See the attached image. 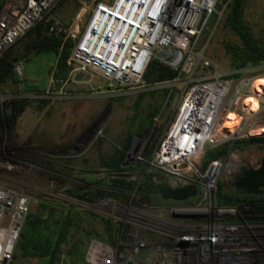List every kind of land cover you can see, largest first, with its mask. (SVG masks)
<instances>
[{"label": "built area", "instance_id": "1", "mask_svg": "<svg viewBox=\"0 0 264 264\" xmlns=\"http://www.w3.org/2000/svg\"><path fill=\"white\" fill-rule=\"evenodd\" d=\"M58 1H7L0 12V57L38 22L53 20L50 32L63 33L75 41L66 62L72 69L71 80L75 73L85 72L90 77L95 74L103 81L113 83L118 91L144 92L159 86L146 88L144 85L143 74L150 60L156 52L168 54L174 50L176 58L180 57L176 66L160 62L179 71V79L174 82L185 81V88L191 85L183 96L175 123L180 119L184 105L192 98L198 111L194 110L191 122L196 136L202 138L194 154L200 153L204 147L264 134V88L260 91L253 89L255 81L264 78L243 75L248 68L221 73L213 62L204 57L203 51H193L211 20L215 19V25L221 20L225 5L219 8L221 3L217 0L97 2L85 30L76 38L51 14ZM197 70L206 71L200 80L193 78ZM14 72L18 78L22 76L20 62L14 64ZM195 89L200 92L194 98L192 92ZM250 98L256 102L253 111L244 105ZM230 114L238 118L233 129L225 128ZM165 140L147 162L149 172L164 176L162 180L153 181L165 182L172 189L194 185L200 189V199L193 205L175 203L160 207H150L141 202L139 208L101 200L102 204L97 208L111 204V218L127 225L128 230L118 238L114 247L92 239L84 254L85 262L264 264V223L245 220V213L236 207L216 205L222 160L210 162L203 173L189 162L194 154L184 160L161 162ZM134 160L144 161L140 156ZM175 164H186L187 167L172 169ZM188 170H193L200 181L187 175ZM31 204L32 200L26 194L0 187V264L12 261ZM140 230L159 234L165 242H149L139 236Z\"/></svg>", "mask_w": 264, "mask_h": 264}, {"label": "trees", "instance_id": "2", "mask_svg": "<svg viewBox=\"0 0 264 264\" xmlns=\"http://www.w3.org/2000/svg\"><path fill=\"white\" fill-rule=\"evenodd\" d=\"M7 1L9 0H0V12ZM246 1H223L225 4L223 27L237 39V43L223 44L232 71L264 65V31L257 35L247 24L245 20ZM73 2H77V0H59L51 12L52 16L58 20L55 12L65 5H73ZM77 10L78 8H73L71 15H74ZM214 22L215 19H212L210 26ZM52 25L53 20L46 21L44 19L38 22L1 55V92L15 95V87L19 84V79L14 72V64L28 61L31 56L41 53H53L56 56V71L53 74L56 85L54 90L70 80L72 69L67 66L66 62L71 55L75 41L63 33L50 32L49 29ZM64 28L66 27L64 26ZM178 79V70L155 58L150 60L143 74L146 88L169 84ZM159 95L161 101L169 100L172 90L157 91L152 89L136 96L131 109L132 116L127 119L128 129L125 136L116 144L110 154L99 155V165L105 172L104 176L95 177L90 181H85L84 185L74 188L58 187L55 192L89 207L101 200H117L127 203V197L130 195H135L150 207L156 205V201L153 199L159 200L162 206L175 204L170 201H162L158 197L140 194L142 188L153 182L154 179L158 180L157 172H149L148 169H145L144 164L138 163L132 167L125 165L133 136L148 137L143 149V156L146 159L150 158L157 147L152 125L160 110V101L156 98ZM145 99L154 103L144 109L142 103ZM28 107H30L28 99L21 97L10 99L6 108H2L0 104V148L5 135L15 129L19 118ZM102 143L103 140H98L97 145L101 146ZM250 148L264 150V134L235 139L215 147H206L201 160V171H205L212 161H221L231 153L245 152ZM45 150H47L46 154H55L53 150ZM4 155L14 159H25L35 164H39L43 160L44 163L50 165L51 161H54L47 155L34 153L27 143L17 148L14 154L11 152L2 153L0 150V157L5 159ZM61 162L67 166L72 163L67 159L61 160ZM70 168L66 167L67 170ZM177 204H186V202ZM216 205L236 207L238 211L245 213V220L264 223V195L235 197L234 193H229L224 189L220 179L216 189ZM127 230V225L115 222L112 218L98 214L89 208L66 206L40 196L22 226L10 264H19V260L28 261L31 259L36 260V264H87L84 254L92 239L114 247L118 238L123 236Z\"/></svg>", "mask_w": 264, "mask_h": 264}, {"label": "rangeland", "instance_id": "3", "mask_svg": "<svg viewBox=\"0 0 264 264\" xmlns=\"http://www.w3.org/2000/svg\"><path fill=\"white\" fill-rule=\"evenodd\" d=\"M113 1L77 0L71 6L65 5V7L59 8L55 15H57L58 21L78 38L85 30L95 4L97 2L111 4ZM217 1L223 6L225 5L223 1L230 0ZM75 7L78 10L74 15H71V11ZM245 20L257 35L264 31V0L246 1ZM224 43H237V39L223 27L222 16L216 25L208 26L201 33L193 47V51L195 53L203 51L204 57L213 62L219 72L227 73L231 71V68L223 47ZM20 63L22 65V76L18 78L19 84L15 87L16 94L10 95L0 91L2 108H6L7 102L14 97L28 99L30 108L35 115L36 128L40 131L35 134L37 140H42L41 136L55 112L62 111L66 116L65 120H63L64 118L59 119L62 122V129H59L61 133H59L60 135L55 139V142L35 141V145L30 147L34 153L47 155L50 159H56L57 162L51 161V164L47 165L42 160L39 165L25 159H14L4 155L5 159L0 157V187L20 191L30 197L32 200L30 210L34 209L39 197L43 196L66 206L89 208L98 214L111 218L112 216L109 214L111 204L97 208V205L102 204L98 202L89 207L68 199L55 192V190L58 187L74 188L84 185L85 181H90L84 177L86 174L90 175L88 172L99 171L97 163H95L96 154L100 150L97 146L98 140H103L104 147L101 148L103 153L111 151L112 145L118 142L124 134L126 119L131 116L132 103L142 91H118V87L113 83L103 81L95 74H92L90 82L84 86H76L70 78L69 81L61 84L60 88L54 90L56 85L53 74L56 71V56L53 53L34 55L28 61ZM204 74H206V71L197 70L193 78L200 80ZM243 75L264 78V67H250ZM190 86L188 85L185 88V81H178L162 84L155 88L157 91L172 90L171 99L162 103L157 119L152 125V132L157 140L156 149L166 139V135L175 123L183 96ZM78 134L79 136L76 138ZM14 135V132L5 135L0 148L2 153L11 152L14 154L15 150L19 148L18 146L25 145L26 142L16 140ZM147 140L148 137H133L131 139L129 151L126 155L128 158L125 159L126 166L132 167L139 163L144 164L146 169L148 159L143 156V149ZM45 149L65 150L57 151L55 154H46L47 150ZM204 150L205 147L200 153H196L189 158L193 168L201 173H203L201 171V160ZM138 156L143 158L144 161H135L134 159ZM263 158L264 150L256 148H250L245 152H234L227 156L222 161V171L219 177L223 182L224 189L229 193H233L231 187L237 181L236 177L239 171L256 167ZM65 159L72 162L70 166L61 162ZM66 167L72 168L67 170ZM57 168L66 169V171ZM186 173L196 181H200V177L193 174V170H188ZM156 177L158 180L164 179L161 173H156ZM198 191V196L195 199L188 200L184 205L195 204L200 199V189ZM153 201H156L157 205L154 207L162 206L159 200L153 199ZM141 202L135 195L127 197V203L117 200H105V203H115L133 208L141 207ZM138 234L149 242H165L164 237L156 233H147L140 230ZM36 262L32 259L18 261L19 264H36Z\"/></svg>", "mask_w": 264, "mask_h": 264}, {"label": "water", "instance_id": "4", "mask_svg": "<svg viewBox=\"0 0 264 264\" xmlns=\"http://www.w3.org/2000/svg\"><path fill=\"white\" fill-rule=\"evenodd\" d=\"M174 50H170L168 54L156 52L154 58L163 63L176 66L180 60ZM176 58V59H175ZM90 74L85 72H77L72 76V82L75 84L89 83ZM224 160V159H223ZM222 160V161H223ZM186 164L172 165V169H186ZM264 160L261 161L257 169H250L237 178L234 187H236L235 197L260 196L264 195L261 189L264 187ZM198 190L194 185H187L180 188L172 189L165 182L153 181L140 190V194L150 195L160 198L162 201H170L173 203H184L197 196Z\"/></svg>", "mask_w": 264, "mask_h": 264}, {"label": "bare ground", "instance_id": "5", "mask_svg": "<svg viewBox=\"0 0 264 264\" xmlns=\"http://www.w3.org/2000/svg\"><path fill=\"white\" fill-rule=\"evenodd\" d=\"M264 88V80L259 79L255 81L253 89L254 91L261 90ZM200 90L195 89L192 92V97L195 98ZM192 99V98H191ZM188 101L182 110L180 119L178 122L173 124L170 131L166 135V140L162 148V158L161 162L168 163L172 161L184 160L188 158L190 155L196 152L198 145L201 143V136H196L194 133V123L191 122L192 114L194 110H197V106H195V102ZM249 105L246 107L249 110H255L256 102L254 99L250 98ZM245 103V102H244ZM238 123V118L233 114L227 116V121L225 123V128L233 129V127ZM198 138V140H197Z\"/></svg>", "mask_w": 264, "mask_h": 264}, {"label": "crops", "instance_id": "6", "mask_svg": "<svg viewBox=\"0 0 264 264\" xmlns=\"http://www.w3.org/2000/svg\"><path fill=\"white\" fill-rule=\"evenodd\" d=\"M76 86H84V84L83 85L76 84ZM156 98H158V96ZM158 100L160 101V107H161V105H162V103H164V101H161V97H159ZM249 102H250L249 100H246L245 103H244V105L245 106L249 105ZM133 103H132V105H133ZM153 103H154L153 101H150L149 99H145L143 101V103H142V107L145 109L149 104H153ZM131 109H132V106H131ZM65 116H66V114L65 113H62V111L55 112V114L53 115V118L49 122V125L46 127V130L44 131L43 135L42 134H41L42 136L40 135L42 137L41 138L42 140H37L35 138L36 137L35 134H36V132L39 133L40 131L36 128L35 121H34L35 120V115H34L33 110L30 107H28L25 110V112L21 115V117L19 118V120H18V122L16 124V127H15V129L12 132H14V134H15L14 137L16 138V140L21 141V142H26L29 145V147L34 146L35 145V141L36 142L37 141H43L44 142V140H46V141H49L50 143L51 142H55L56 141L55 139L58 138L59 135H60L59 133H61L59 129H62V122L59 119H61V118L63 119L64 118L63 120H65ZM130 117H128V118H130ZM127 119H126V129H125V132L119 138V141L118 142H120L122 140V138L125 136V133H126V131L128 129L127 128ZM156 119H157V117L155 118L154 122L156 121ZM79 134L77 135L76 138H78ZM133 137H135V136H133ZM76 138H75V140H76ZM118 142H116L115 144L112 145L111 151L113 150V148L116 146V144ZM103 144L104 143H102L101 146H98L97 145L98 146V149L100 148V150L96 154V162L95 163H97V167L99 168V171H90V172H88V173H90V175H87L86 174V176H84L85 179L91 180V179H93L95 177L101 178L102 176H104L105 172L103 170H101L100 165H99V159L98 158H99V155H108V154L111 153V151H109L107 153H103L101 151V148L104 147ZM18 147H22V145H20ZM45 147L48 148L47 146H45ZM67 148H69V147H67ZM67 148H65V149H67ZM65 149H63V150H65ZM63 150H53V152L63 151ZM53 162H57V161L54 160ZM71 168H70V170H71ZM57 169H59V170H65L66 171V169H61V168H57ZM98 173H99V175H97Z\"/></svg>", "mask_w": 264, "mask_h": 264}, {"label": "flooded vegetation", "instance_id": "7", "mask_svg": "<svg viewBox=\"0 0 264 264\" xmlns=\"http://www.w3.org/2000/svg\"><path fill=\"white\" fill-rule=\"evenodd\" d=\"M262 160H264V158H263ZM262 160H261V161H262ZM261 161L258 163V165H257L256 167L251 168V169H257V168L260 166ZM248 170H250V169H241V170L239 171V173H238L236 179H237L240 175H242L244 172H246V171H248ZM235 183H236V182H235ZM235 183H234V184H235ZM234 184L232 185L231 189H232L233 193L235 194V191H236L237 188L234 187ZM263 185H264V184H263ZM261 190L264 191V187H263Z\"/></svg>", "mask_w": 264, "mask_h": 264}]
</instances>
